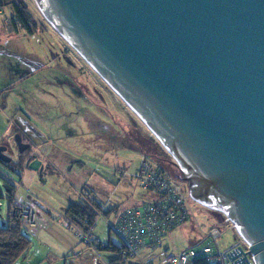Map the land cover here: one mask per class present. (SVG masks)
Returning <instances> with one entry per match:
<instances>
[{
  "label": "water",
  "instance_id": "95a60500",
  "mask_svg": "<svg viewBox=\"0 0 264 264\" xmlns=\"http://www.w3.org/2000/svg\"><path fill=\"white\" fill-rule=\"evenodd\" d=\"M36 1L158 136L191 197L240 225L264 264V0ZM29 168L44 171L37 158ZM243 254L231 264H250Z\"/></svg>",
  "mask_w": 264,
  "mask_h": 264
},
{
  "label": "rangeland",
  "instance_id": "374dc122",
  "mask_svg": "<svg viewBox=\"0 0 264 264\" xmlns=\"http://www.w3.org/2000/svg\"><path fill=\"white\" fill-rule=\"evenodd\" d=\"M19 3L34 22L29 27L31 34L19 22L12 5L0 6V147L6 146V155L18 163L17 136L23 144H31L25 157L36 155L45 170L41 174L30 168L23 170L21 185L48 207L43 211L48 223L37 224L40 232L29 234L32 247L19 264H92L96 254L64 225L69 206L84 199L85 191L90 192L89 199L98 201L103 212L112 210L108 216L101 212L97 217L94 234L103 244H118L120 239L110 232L117 210L143 202L147 196L134 178L145 156L138 150L149 143L153 155L156 151L159 158H166L163 152L169 154L115 91L59 36L37 1ZM149 161L189 190L177 177L180 171L173 162ZM3 177L0 173V188ZM7 208L3 202L1 217H6ZM220 216L195 204L190 220L170 233L171 252L196 246L212 228L221 230L217 240L221 253L238 243L236 233L221 226ZM100 254L107 261L115 257L111 251Z\"/></svg>",
  "mask_w": 264,
  "mask_h": 264
},
{
  "label": "built area",
  "instance_id": "2783aa9c",
  "mask_svg": "<svg viewBox=\"0 0 264 264\" xmlns=\"http://www.w3.org/2000/svg\"><path fill=\"white\" fill-rule=\"evenodd\" d=\"M51 26L53 27L52 24ZM151 133L153 134L152 131ZM157 140L159 141L158 138ZM172 160L176 161L174 158ZM0 173L18 189L14 197L17 215L23 220L27 233L34 231L44 205L29 190H24L19 170L12 171L0 161ZM134 178L147 196L143 202L116 212L110 232L113 231L120 239L118 244H103L94 234L96 223L83 228L66 218L64 225L71 228L78 239L96 254L91 259L92 264H196L201 259L210 264H231L244 257L243 253H246L245 257L250 264H255V255L249 252L251 244L243 236L241 226L232 221L224 211L194 200L189 190L164 172L153 168L146 156L141 157L140 168ZM22 188L24 193L20 191ZM192 204L221 215V226L232 229L239 242L221 253L217 245V240L222 235L221 230L212 228L196 246L172 253L168 245L169 235L190 220L194 207ZM2 206L1 201L0 207ZM102 208L101 205L98 216L101 212L105 215ZM238 247L243 253L230 260L227 254ZM101 251L115 253L114 259L105 260L100 254Z\"/></svg>",
  "mask_w": 264,
  "mask_h": 264
},
{
  "label": "trees",
  "instance_id": "16d2710c",
  "mask_svg": "<svg viewBox=\"0 0 264 264\" xmlns=\"http://www.w3.org/2000/svg\"><path fill=\"white\" fill-rule=\"evenodd\" d=\"M19 1L20 0H0V6L12 5L21 25L29 30V27L33 26L34 22L26 11V7L21 5ZM145 145H148V147L146 148ZM148 149H151L150 144L144 143V147L138 151L150 160H155L159 163L160 161L172 163V158L169 155H166L162 149L161 152L164 153L166 158H159L157 151L153 155L152 153L154 150ZM29 151L30 150H25L23 153H20L21 158L18 163H15L13 160H11L8 164L2 163L12 171L19 170L21 172L20 177H22L23 170L29 168L33 159L36 158L32 156L29 158L25 157L26 153ZM168 157L169 159H167ZM179 175L180 172L177 177H179ZM3 180V186L0 188V202H6L8 208L5 221L2 220V217L0 216V264H19L25 260L27 253L32 247V241L29 238L23 220L19 215H17V206L15 205L14 197L18 192V189L5 177H3ZM89 195L90 192L85 191L84 199L72 203L66 212L67 219L83 228L94 225L96 223L98 213L101 211V204L96 200L89 199ZM85 196L88 197V199H85ZM1 208L2 207H0V210ZM111 211H106L105 215L108 216ZM196 264L210 263H208L205 259H201L197 261Z\"/></svg>",
  "mask_w": 264,
  "mask_h": 264
},
{
  "label": "crops",
  "instance_id": "0c3cea01",
  "mask_svg": "<svg viewBox=\"0 0 264 264\" xmlns=\"http://www.w3.org/2000/svg\"><path fill=\"white\" fill-rule=\"evenodd\" d=\"M29 33L30 32H33L32 30L31 31H29V30H27ZM31 34V33H30ZM35 33H33L31 36L32 37H34L35 38V35H34ZM59 36H61L60 34H59ZM62 37V36H61ZM64 39V38H63ZM2 146V145H1ZM4 146V145H3ZM6 147V146H5ZM5 154H7V153H5ZM31 157V156H30ZM11 158V157H10ZM36 159V158H35ZM38 159V158H37ZM12 160V159H11ZM40 160V159H39ZM41 161V160H40ZM42 162V161H41ZM42 165H43V163H42ZM44 166V170H45V165H43ZM23 178V175H22V177H21V179ZM21 183H22V180H21ZM22 185H23V183H22ZM70 207V206H69ZM48 210V207L45 205L44 206V210L43 211H47ZM5 219H6V217L5 216H2V220H4L5 221ZM46 224V223H48V219L46 218V215L44 214V212L42 213V214H40L39 215V218H38V220H37V224L38 225H41V224ZM40 232V230L39 229H37V228H35V230L34 231H32V232H30V233H28V235L29 234H38Z\"/></svg>",
  "mask_w": 264,
  "mask_h": 264
},
{
  "label": "bare ground",
  "instance_id": "6f19581e",
  "mask_svg": "<svg viewBox=\"0 0 264 264\" xmlns=\"http://www.w3.org/2000/svg\"><path fill=\"white\" fill-rule=\"evenodd\" d=\"M67 41V40H66ZM68 42V41H67ZM69 43V42H68ZM69 45L70 46H72L73 47V45L71 44V43H69ZM74 48V47H73ZM85 60V59H84ZM89 65H90V63L87 61V60H85ZM91 66V65H90ZM92 67V66H91ZM93 68V67H92ZM94 69V68H93ZM107 83V82H106ZM108 84V83H107ZM109 85V84H108ZM117 94V93H116ZM118 95V94H117ZM119 96V95H118ZM120 97V96H119ZM121 98V97H120ZM122 99V98H121ZM123 100V99H122ZM124 101V100H123ZM126 103V102H125ZM126 105L131 109V111L134 113V114H136V116L144 123V121L142 120V118L139 116V114L131 107V106H129L127 103H126ZM145 124V123H144ZM154 134V136L156 137V138H158V136L155 134V133H153ZM159 139V138H158Z\"/></svg>",
  "mask_w": 264,
  "mask_h": 264
},
{
  "label": "flooded vegetation",
  "instance_id": "af4514ba",
  "mask_svg": "<svg viewBox=\"0 0 264 264\" xmlns=\"http://www.w3.org/2000/svg\"><path fill=\"white\" fill-rule=\"evenodd\" d=\"M28 145H29V147H28L26 150H31V147H32L31 144H28ZM6 152H7V151H6ZM6 152H5V153H6ZM32 157H36V158H38L36 155H33ZM33 161H34V159H33Z\"/></svg>",
  "mask_w": 264,
  "mask_h": 264
}]
</instances>
